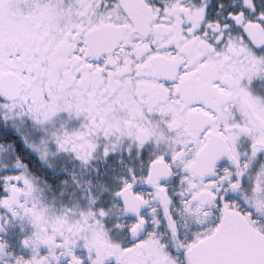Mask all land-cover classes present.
Here are the masks:
<instances>
[{
	"label": "snow or ice",
	"instance_id": "snow-or-ice-1",
	"mask_svg": "<svg viewBox=\"0 0 264 264\" xmlns=\"http://www.w3.org/2000/svg\"><path fill=\"white\" fill-rule=\"evenodd\" d=\"M0 264H264V0H0Z\"/></svg>",
	"mask_w": 264,
	"mask_h": 264
}]
</instances>
